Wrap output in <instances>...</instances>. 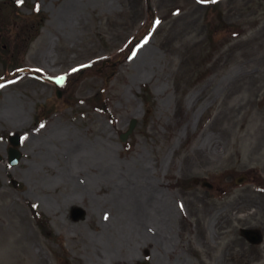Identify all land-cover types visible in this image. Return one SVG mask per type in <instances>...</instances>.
I'll return each instance as SVG.
<instances>
[{"label": "rangeland", "instance_id": "374dc122", "mask_svg": "<svg viewBox=\"0 0 264 264\" xmlns=\"http://www.w3.org/2000/svg\"><path fill=\"white\" fill-rule=\"evenodd\" d=\"M216 6L0 0V264H264V0Z\"/></svg>", "mask_w": 264, "mask_h": 264}, {"label": "water", "instance_id": "95a60500", "mask_svg": "<svg viewBox=\"0 0 264 264\" xmlns=\"http://www.w3.org/2000/svg\"><path fill=\"white\" fill-rule=\"evenodd\" d=\"M10 141L13 147H17L20 144V139L18 136L12 137ZM8 155H9V162L12 165L16 164L18 160L20 159V153L15 148H10L8 151ZM243 179L244 178H242L240 181H242Z\"/></svg>", "mask_w": 264, "mask_h": 264}, {"label": "snow or ice", "instance_id": "6c2138e0", "mask_svg": "<svg viewBox=\"0 0 264 264\" xmlns=\"http://www.w3.org/2000/svg\"><path fill=\"white\" fill-rule=\"evenodd\" d=\"M19 3H22L23 0H18ZM212 2H216V0H212ZM41 127H43V125H41Z\"/></svg>", "mask_w": 264, "mask_h": 264}]
</instances>
